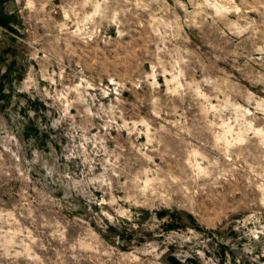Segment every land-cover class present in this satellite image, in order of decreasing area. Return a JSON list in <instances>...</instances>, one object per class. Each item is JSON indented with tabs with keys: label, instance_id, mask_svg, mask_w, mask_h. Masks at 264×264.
Masks as SVG:
<instances>
[{
	"label": "rangeland",
	"instance_id": "rangeland-1",
	"mask_svg": "<svg viewBox=\"0 0 264 264\" xmlns=\"http://www.w3.org/2000/svg\"><path fill=\"white\" fill-rule=\"evenodd\" d=\"M0 264H264V0H0Z\"/></svg>",
	"mask_w": 264,
	"mask_h": 264
}]
</instances>
